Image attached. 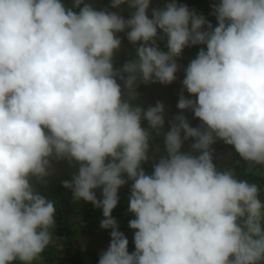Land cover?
I'll list each match as a JSON object with an SVG mask.
<instances>
[{
    "label": "clouds",
    "instance_id": "clouds-1",
    "mask_svg": "<svg viewBox=\"0 0 264 264\" xmlns=\"http://www.w3.org/2000/svg\"><path fill=\"white\" fill-rule=\"evenodd\" d=\"M83 4V7H80ZM134 9L127 20L84 0H0V264H34L52 243L55 206L31 183L49 175L50 158L79 164L75 200L102 208L101 228L112 229L98 264H258L264 260V204L256 184L218 171L210 146H234L252 165H264V0H219L213 25L175 0H111ZM127 32L138 59L114 69L116 33ZM167 38V52L157 46ZM206 45L182 81L177 107L192 110L164 134L167 155L152 175L149 128L160 135L164 106L135 105L139 83L171 84L185 47ZM124 74H127L126 76ZM124 81V89L117 82ZM126 90V92H125ZM183 132V138L181 133ZM200 154L182 153L185 140ZM131 181L129 221L135 251L117 230L118 190ZM102 187V200L94 189Z\"/></svg>",
    "mask_w": 264,
    "mask_h": 264
},
{
    "label": "rangeland",
    "instance_id": "rangeland-1",
    "mask_svg": "<svg viewBox=\"0 0 264 264\" xmlns=\"http://www.w3.org/2000/svg\"><path fill=\"white\" fill-rule=\"evenodd\" d=\"M190 1H193V0H175L177 4H183V5ZM195 1H202V0H195ZM205 1L210 2L212 0H205ZM84 2L91 4L93 8L96 10L107 9L110 12H116L117 14L123 16L125 20L129 19L134 11V9H130L127 6V4L122 5L121 8L119 9L112 8L111 0H84ZM169 2H172V0H150V7L148 10L149 18H151L152 9L162 8ZM61 3H63L65 7L66 6L71 7L72 10L75 12L77 13L79 12V8H73V0H61ZM212 5L213 4L209 3V5L192 8L190 10H195V12L198 15H203L213 25V27H215L217 26V20H216V17L212 15ZM80 7H83V4ZM128 31H130V29H125L124 32L116 33V36L121 40V47L119 50H117L114 53L113 58H116L118 53H121L122 56L127 57L131 53H136V49L140 46L139 42H137L136 44H133L127 39ZM163 35H164L163 32L161 30H158V38H157L156 43L160 51L167 52L168 51L167 46H166L167 38L166 37H164V39L159 38ZM201 48H204L206 50V45H193V46L185 47L182 54L180 55L182 58V61H188V64H189L191 60L196 58ZM177 64L179 67L176 73V80L174 82H172L171 84H161L159 82L148 84L146 85L143 91V94H142L143 100L146 104L147 109L150 106H155L157 102H161L163 104L164 121H165L163 127L160 129V135H157L155 130H152L149 128L147 120L142 119L141 121V126L150 132L149 140H150V143L152 144V153L150 154V160L148 159V161L143 162L141 164L142 169L147 175H150L149 173L153 169L154 165L152 163L153 162L158 163L160 158L167 155L165 144H164V134L170 131V128H171L170 122L174 120V117H176L177 115H184L186 119L188 120L190 126L200 127L202 125V122L198 118L194 117V113L192 112V110H181L177 107L181 93L187 99H193V100L196 99L195 96L190 95L187 92V90L183 88V84H182V81L185 76L184 70L187 68L188 64L187 66H184L183 64H181V62ZM122 67H123V64H118L116 67H114V69H122ZM124 75L126 76L127 74H124ZM117 82L121 85V88L124 89V81L117 78ZM140 84L141 83L138 82V84L135 86V89L139 87ZM133 103L137 105V100L133 101ZM181 136L183 138V132L181 133ZM194 142L195 141L192 138L185 140L182 144L181 152L189 153L194 156H198L200 153L191 148V145ZM210 150L212 152V160H213V163L216 169L226 168L234 172L237 169V167L241 165V161L239 160L238 154L234 146L224 143L223 140L216 139L215 142L210 146ZM148 168H151V169L148 170ZM246 170L248 172H255L259 174L260 176L264 177V165H252L250 167L249 162L246 161ZM235 178L241 181L248 182V180H245L242 178H238V177H235ZM47 181H52V179L49 178V180ZM258 187L260 190L258 198L261 200V203L264 204V194L261 193L262 186H258ZM34 190L36 191L37 189L34 188ZM124 209L122 211H124ZM126 209L129 210V206L126 207ZM56 217L57 216L55 215V218ZM127 218L132 219V220L135 219V217L133 216L125 217L123 216V213H121V215H119V218L116 219V222L119 221V219L122 220V219H127ZM262 224H263L262 229H264V223ZM57 235L58 233L56 232V221H55V227L52 229V243L42 254L41 261L34 262V264H69L70 256L72 254H76V253L83 251L85 246L83 247L81 246L79 248L72 244L73 243L72 240L70 241L68 239H63L65 240V242L67 243L69 242V246L71 247L70 253L66 256L65 255L66 253L64 251H60L59 249L62 247V242H60L62 238L59 239L60 236L57 238ZM67 243H64V244L67 245Z\"/></svg>",
    "mask_w": 264,
    "mask_h": 264
},
{
    "label": "crops",
    "instance_id": "crops-1",
    "mask_svg": "<svg viewBox=\"0 0 264 264\" xmlns=\"http://www.w3.org/2000/svg\"><path fill=\"white\" fill-rule=\"evenodd\" d=\"M49 175L43 181L35 179L40 186H46L52 181H61L66 177L73 179V176L78 173L79 164L75 161L69 162L67 159L57 160L55 157L50 158ZM151 168H148L150 170ZM151 175V173H149ZM52 179V181H47ZM123 178L127 181L124 186L118 190V204L112 211V217L116 220L121 215V211L129 206V198L131 195V187L133 181L127 178L124 174ZM36 188V187H34ZM97 199L102 200V187L93 190ZM57 212L54 214L56 221V232L59 222L62 224L63 232L58 234L57 238H62V247L60 251H64L66 256L70 253L69 242L63 239L73 241V245L77 247H84L83 250H97L101 254L106 251L110 245L112 229L101 228V221L104 219L102 208L95 207L91 202L83 200H75L73 190L68 189L63 196L57 201ZM55 215L57 216L55 218ZM132 219H122L117 221V230L122 232L128 241L134 242L135 230L129 227V221ZM59 242V241H58ZM64 243H67L65 245ZM59 244V243H58ZM129 253L134 250L129 249ZM69 257V256H68ZM264 264V261L261 264Z\"/></svg>",
    "mask_w": 264,
    "mask_h": 264
},
{
    "label": "trees",
    "instance_id": "trees-1",
    "mask_svg": "<svg viewBox=\"0 0 264 264\" xmlns=\"http://www.w3.org/2000/svg\"><path fill=\"white\" fill-rule=\"evenodd\" d=\"M219 0H212V1H190L185 3L184 5H186L189 10L192 8H196V7H201L204 5H209V3L211 4H215L218 3ZM66 8H71L69 6H66ZM140 44L142 42H139ZM137 52L136 53H131L130 55H128L127 57L122 56L121 53L117 54L116 58H113V65L114 67H116L118 64H125L127 62H131V61H135L137 59ZM176 62L179 63L181 62V64H183L184 66H187L188 61H182L181 56L177 57ZM157 83V82H155ZM151 84V83H148ZM148 84H144L141 83L139 85V87H137L135 90L138 94L137 97V105H139L143 110L146 111L147 107L146 104L143 100V91L146 87V85ZM144 125V124H143ZM145 126V125H144ZM152 153V144L150 143L149 140V150H148V156H149V160H150V154ZM238 154V153H237ZM239 160L241 161V165L239 167H237V169L233 172L235 177L238 178H242L245 180H248V182L256 184L258 186H262V188H264V177L260 176L259 174L255 173V172H248L246 170V161L243 160L239 154H238ZM153 162V161H152ZM153 165L155 164V162L152 163ZM154 168L151 170V174L153 173ZM218 171H229L228 169H217ZM35 177L31 178V183L33 185V187H36V191L37 193H39L40 195L44 196L47 200L52 201L54 203L55 206V213L57 212L56 210V206H57V201L63 196L64 192L68 189L71 188H65L63 186L64 181H68L69 183L72 182V178L70 177H66L65 179L61 180V181H52L50 184L46 185V186H40L36 181H35ZM263 193V192H261ZM122 213V211H121ZM63 232V227L62 224L59 222L58 225V229H57V233L58 234H62ZM128 248L132 249L135 251V244L134 242H130L128 244ZM101 253L97 250H90V249H86L83 250L79 253L76 254H72L70 256V262L69 264H78V260L81 262V264H98L99 258H100ZM264 260H261L258 262V264H260L261 262H263ZM15 264H20L19 261H16Z\"/></svg>",
    "mask_w": 264,
    "mask_h": 264
},
{
    "label": "built area",
    "instance_id": "built-area-1",
    "mask_svg": "<svg viewBox=\"0 0 264 264\" xmlns=\"http://www.w3.org/2000/svg\"><path fill=\"white\" fill-rule=\"evenodd\" d=\"M262 192H263V194H264V188H262V190H261ZM127 209L125 208L124 209V211H122V213H123V216H125V217H127V216H133V217H135V215L132 213V212H130L129 210H127ZM263 225V224H262ZM261 225V226H262Z\"/></svg>",
    "mask_w": 264,
    "mask_h": 264
},
{
    "label": "water",
    "instance_id": "water-1",
    "mask_svg": "<svg viewBox=\"0 0 264 264\" xmlns=\"http://www.w3.org/2000/svg\"><path fill=\"white\" fill-rule=\"evenodd\" d=\"M78 264H81V262L78 260Z\"/></svg>",
    "mask_w": 264,
    "mask_h": 264
}]
</instances>
